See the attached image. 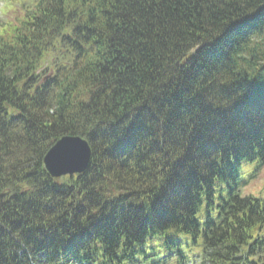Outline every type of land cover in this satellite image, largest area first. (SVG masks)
Instances as JSON below:
<instances>
[{
	"label": "trees",
	"instance_id": "1",
	"mask_svg": "<svg viewBox=\"0 0 264 264\" xmlns=\"http://www.w3.org/2000/svg\"><path fill=\"white\" fill-rule=\"evenodd\" d=\"M8 1L0 264H264V0Z\"/></svg>",
	"mask_w": 264,
	"mask_h": 264
},
{
	"label": "water",
	"instance_id": "2",
	"mask_svg": "<svg viewBox=\"0 0 264 264\" xmlns=\"http://www.w3.org/2000/svg\"><path fill=\"white\" fill-rule=\"evenodd\" d=\"M91 151L86 140L80 137H63L47 153L44 165L52 177L84 173L90 165Z\"/></svg>",
	"mask_w": 264,
	"mask_h": 264
},
{
	"label": "rangeland",
	"instance_id": "3",
	"mask_svg": "<svg viewBox=\"0 0 264 264\" xmlns=\"http://www.w3.org/2000/svg\"><path fill=\"white\" fill-rule=\"evenodd\" d=\"M6 10V8H4V10H3V12L2 13H4V11ZM4 18V17H3ZM252 169V168H251ZM245 179V181H249V178H244ZM257 182V183H256ZM264 184V172L259 176V178L255 181V186H253V188L251 189V186L249 185V184H246V185H244L243 186V188H242V193H244V192H248L249 193V191H252V192H256L259 188H261L262 187V185Z\"/></svg>",
	"mask_w": 264,
	"mask_h": 264
}]
</instances>
